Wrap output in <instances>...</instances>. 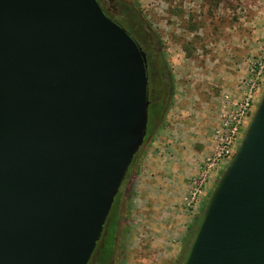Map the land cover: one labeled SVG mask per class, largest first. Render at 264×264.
<instances>
[{
	"label": "water",
	"instance_id": "obj_1",
	"mask_svg": "<svg viewBox=\"0 0 264 264\" xmlns=\"http://www.w3.org/2000/svg\"><path fill=\"white\" fill-rule=\"evenodd\" d=\"M146 55L97 0H0V264H87L148 125ZM182 264H264V93Z\"/></svg>",
	"mask_w": 264,
	"mask_h": 264
},
{
	"label": "rangeland",
	"instance_id": "obj_2",
	"mask_svg": "<svg viewBox=\"0 0 264 264\" xmlns=\"http://www.w3.org/2000/svg\"><path fill=\"white\" fill-rule=\"evenodd\" d=\"M97 1L130 36L148 46L147 52L155 55L161 50L173 79V94L164 122L154 126L144 140L119 189L115 234L120 237L119 243L135 253L130 261L182 264L189 235L196 230L201 211L192 214L185 207L184 198L190 189L178 204H172V198L163 190L158 193L157 203H151L153 159L159 155L162 160L179 157L175 149L189 160L194 159L196 177L201 174L203 164L212 154L214 131L222 116L233 110L227 111L226 104L218 102L219 73L225 76L229 72L237 76L232 81H240L238 76L248 70L240 84L247 87L251 69L264 57V0ZM263 93L264 85L258 96L255 94L254 107H258ZM227 166L214 172L215 184ZM187 218L190 227L185 235H180L176 231L185 226ZM111 220H107L104 235L108 234Z\"/></svg>",
	"mask_w": 264,
	"mask_h": 264
},
{
	"label": "crops",
	"instance_id": "obj_3",
	"mask_svg": "<svg viewBox=\"0 0 264 264\" xmlns=\"http://www.w3.org/2000/svg\"><path fill=\"white\" fill-rule=\"evenodd\" d=\"M242 65L245 66L246 63L244 64L242 63ZM247 76H248V70L245 71L242 76L241 75L238 76V78L241 79L240 81L239 80L232 81L236 79L237 76L233 77L232 75H230L229 72L225 76H222V73H219L218 79H219L221 91H220V96L218 97V102L221 105L226 104L225 107L227 111H231L233 109V105L236 102H239L243 98V93H244L243 88L245 87L244 86L240 87L241 86L240 84L243 83L242 81H244ZM258 91L256 92L257 96H258ZM222 113L223 110L221 111V114ZM221 114L219 117H221ZM174 151L176 152V154L178 153L179 157L178 156L172 158L170 157L167 160L166 159L162 160V158L159 155L153 159V161L155 162L153 166V170L151 171V176L154 181L153 185L151 184L153 191V194L151 196L152 197L151 203L153 204L157 203L156 199L158 198V193L161 192L162 190L165 194H168V196L172 198L173 200L172 204H178V202L184 198V196L189 191V189H191V182L193 178H195L198 175L197 166L196 164H194L195 160L194 159L189 160V158L185 155L182 156L180 151L178 150L176 151L174 149ZM214 184L215 182L213 176L207 182L204 188V192L200 197V199L198 200V202L194 205L192 209H190V212L192 214H198L199 211L202 210V208L205 205V200L209 196V193L213 188ZM190 222H191L190 219L187 218L184 221L185 226L178 228L176 232L179 233L180 235H185L190 227L189 226ZM169 229L171 230V235H172L174 226L170 227Z\"/></svg>",
	"mask_w": 264,
	"mask_h": 264
},
{
	"label": "built area",
	"instance_id": "obj_4",
	"mask_svg": "<svg viewBox=\"0 0 264 264\" xmlns=\"http://www.w3.org/2000/svg\"><path fill=\"white\" fill-rule=\"evenodd\" d=\"M243 98L233 105L231 112L225 113L214 131L212 154L203 164L201 174L193 178L191 189L185 197V207L192 209L204 192L207 182L214 172L222 170L233 159L237 143L243 130L249 126V120L255 112V94L264 85V57L251 69Z\"/></svg>",
	"mask_w": 264,
	"mask_h": 264
},
{
	"label": "trees",
	"instance_id": "obj_5",
	"mask_svg": "<svg viewBox=\"0 0 264 264\" xmlns=\"http://www.w3.org/2000/svg\"><path fill=\"white\" fill-rule=\"evenodd\" d=\"M105 15L108 18H110L106 13H105ZM136 30L138 32L140 31L139 28L138 29L136 28ZM131 36H133V35L131 34ZM133 38L135 39L134 36H133ZM135 42L142 49V51L145 53L146 60H147L149 108H148L147 133H146V137H145V139H146L150 135V133L153 131L154 126H157L158 124H161L164 122L166 113L169 109L170 99H171L172 94H173V79H172V75L170 73L168 64H167L166 60L164 59L163 55L161 54L160 49H159L157 54L152 55L150 52H147V50H148L147 45H145V46H144V44L142 45L136 39H135ZM137 154H136V156H137ZM136 156L134 157L130 167L133 165V163L136 159ZM130 167L128 169V172L130 170ZM128 172H127V174H128ZM127 174H126V176H127ZM125 179H126V177H125ZM118 200H119V192L114 199L112 209H111V211L108 215V218H107V220H109V218L112 219L111 220L112 223L109 226V230H108V237L110 236L112 238H114L115 233H116L115 222L117 220L116 218L118 215L116 213L115 207H116ZM203 209H204V207L202 208L201 213H200L199 217L197 218V221L195 222V229L198 226L201 215L203 213ZM106 223H107V221H106ZM104 231H105V226H104ZM194 233H195V231L191 232V234L189 235L188 246L192 240ZM186 252H187V250H186Z\"/></svg>",
	"mask_w": 264,
	"mask_h": 264
},
{
	"label": "flooded vegetation",
	"instance_id": "obj_6",
	"mask_svg": "<svg viewBox=\"0 0 264 264\" xmlns=\"http://www.w3.org/2000/svg\"><path fill=\"white\" fill-rule=\"evenodd\" d=\"M103 12L106 13L104 10ZM119 238L117 234L114 238L108 237V234L104 235L103 230L102 236L87 264H138L130 261L131 256L135 253L125 244L119 243Z\"/></svg>",
	"mask_w": 264,
	"mask_h": 264
}]
</instances>
